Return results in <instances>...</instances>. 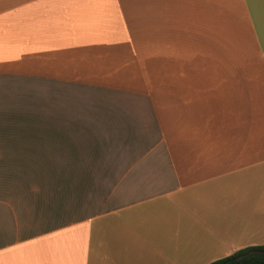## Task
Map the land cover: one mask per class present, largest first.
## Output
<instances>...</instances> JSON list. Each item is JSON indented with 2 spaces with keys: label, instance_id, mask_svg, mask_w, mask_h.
<instances>
[{
  "label": "crops",
  "instance_id": "0c3cea01",
  "mask_svg": "<svg viewBox=\"0 0 264 264\" xmlns=\"http://www.w3.org/2000/svg\"><path fill=\"white\" fill-rule=\"evenodd\" d=\"M263 224L264 0H0V264H210Z\"/></svg>",
  "mask_w": 264,
  "mask_h": 264
},
{
  "label": "rangeland",
  "instance_id": "374dc122",
  "mask_svg": "<svg viewBox=\"0 0 264 264\" xmlns=\"http://www.w3.org/2000/svg\"><path fill=\"white\" fill-rule=\"evenodd\" d=\"M44 102L46 103L47 108H50L52 106L53 99L50 100H37V99H30V106L29 109L31 112H41L42 106L38 103ZM41 115H33L29 118V122L27 124V130L29 134L31 135V131L37 130L39 131V139L43 133L44 141H45V157L44 158H53V149L52 144H55V146H59V154L63 155L65 152L68 153V131H62L60 136H58V133H56V130L52 127V122L49 120H40ZM43 131V132H42ZM60 140H59V139ZM56 158V157H55ZM264 225V224H263ZM259 230H263L262 228H259Z\"/></svg>",
  "mask_w": 264,
  "mask_h": 264
},
{
  "label": "trees",
  "instance_id": "16d2710c",
  "mask_svg": "<svg viewBox=\"0 0 264 264\" xmlns=\"http://www.w3.org/2000/svg\"><path fill=\"white\" fill-rule=\"evenodd\" d=\"M210 264H264V245L241 249L229 257Z\"/></svg>",
  "mask_w": 264,
  "mask_h": 264
}]
</instances>
